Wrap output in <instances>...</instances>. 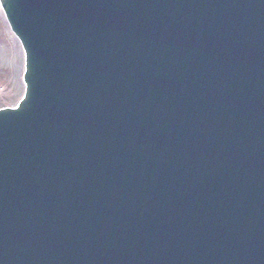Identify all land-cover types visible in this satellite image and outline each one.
Instances as JSON below:
<instances>
[{"label": "water", "instance_id": "obj_1", "mask_svg": "<svg viewBox=\"0 0 264 264\" xmlns=\"http://www.w3.org/2000/svg\"><path fill=\"white\" fill-rule=\"evenodd\" d=\"M0 5V264H264V0Z\"/></svg>", "mask_w": 264, "mask_h": 264}, {"label": "rangeland", "instance_id": "obj_2", "mask_svg": "<svg viewBox=\"0 0 264 264\" xmlns=\"http://www.w3.org/2000/svg\"><path fill=\"white\" fill-rule=\"evenodd\" d=\"M0 8V108H14L24 94V58Z\"/></svg>", "mask_w": 264, "mask_h": 264}]
</instances>
